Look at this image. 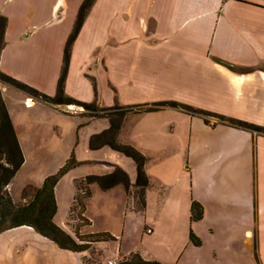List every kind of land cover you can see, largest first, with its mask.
<instances>
[{
  "label": "crops",
  "instance_id": "0c3cea01",
  "mask_svg": "<svg viewBox=\"0 0 264 264\" xmlns=\"http://www.w3.org/2000/svg\"><path fill=\"white\" fill-rule=\"evenodd\" d=\"M83 1L0 0V72L54 97ZM7 89L17 91L0 88L2 100ZM18 92L28 105L39 102ZM64 93L82 103L96 101L100 108L176 102L264 128V0H95L70 46ZM174 111L161 108L124 118L116 140L148 157L149 185L142 209L122 185L106 191L89 186L83 217L90 224L79 235L108 233L114 238L93 245L108 255L101 253V263L91 264H105L117 253L160 264H241L244 255L264 264V136ZM143 115L165 130L171 125L181 138H162L160 129L151 149L139 145L132 132L150 131L142 124ZM133 120L138 122L128 130ZM126 172L133 190L136 166ZM114 201L119 212L113 216ZM192 203L202 207L197 222L191 221ZM152 204V227L144 226L134 244L126 245L127 236H133L129 215L140 217ZM92 206L95 216L106 215L114 229L98 227L94 215L88 216ZM190 233L199 246L191 243ZM69 235L76 240L72 231ZM62 252L67 254L57 264H85L90 258L89 252ZM41 254L42 264H48Z\"/></svg>",
  "mask_w": 264,
  "mask_h": 264
},
{
  "label": "rangeland",
  "instance_id": "374dc122",
  "mask_svg": "<svg viewBox=\"0 0 264 264\" xmlns=\"http://www.w3.org/2000/svg\"><path fill=\"white\" fill-rule=\"evenodd\" d=\"M2 87H4V85H0V88ZM3 101H5L10 109L11 119L16 126L24 151L22 165L10 182L9 194L11 199L14 203H19L22 199V192L27 186L41 184L46 177L54 175L58 169L73 156L81 165L73 173H69L63 177L58 183L55 192L57 202L55 224L68 234L71 233V231L74 234L75 230H77L79 234V228L86 227L89 223L87 219L79 218L80 213L78 209H76L75 213L72 215V220L74 221H72V225H70V227L66 225L69 208L75 193V179L92 175H109L115 168H119L124 172L129 168H133L135 171V165L132 160L125 158L121 154L114 153L108 146H104L97 151L90 149L91 138L94 135L105 132L110 127V119L104 117L91 118L89 117L90 113L85 112L83 108L78 106H60L65 112L81 114L79 116H74L65 115L55 108L40 102L28 105L23 94L10 89L3 91ZM97 105L99 104L97 103ZM119 106L126 107L123 105ZM170 109L176 110L174 111L176 113L180 112L186 114L188 117H199L204 120V117L185 112L181 109ZM98 112L101 114V110ZM149 113L154 112H146L145 114ZM143 116H145L146 119H142V124L148 125L149 127L145 128H149L150 131L132 132V137L139 141L137 142L139 145H146L143 147L151 149V144L154 142L155 130L160 129L161 131L159 132L162 138L172 137V139L175 140L181 138L178 131L174 130V132H172L171 125L165 130L161 128L159 123L155 122L151 116ZM206 119L210 124L218 122L216 118L207 117ZM137 122V120L130 122L128 130L130 128L133 129ZM137 128H135V130ZM140 133L142 136H139ZM74 176L76 177L73 179ZM128 195H130V198L134 197L137 201L138 209H142L140 204V192L133 189L130 190ZM114 205L115 208L110 213V215L113 216L119 212L116 201H114ZM112 206L111 204L110 208ZM153 214L154 208L152 204L147 206L145 212H143L140 217H138V214L131 213L129 215L127 223L128 231H132L133 236H127L126 245L131 246L134 244L136 240L135 236L144 226L152 227L154 220ZM91 215H94L92 217L97 224L99 223L98 227L104 226L108 229H114L115 226H111L112 222L108 220L106 215L95 216L94 206L88 211V216L90 217ZM145 218L147 224L144 223L143 225V219ZM70 228L72 230H70ZM85 235H89V233L86 232L82 236ZM40 238L41 237L36 235L34 231L27 228H18L0 234V264H42V261L39 259V256L42 255L41 253L44 254V258L47 261L46 263L57 264L60 260L59 256L67 254L62 251L59 252L57 247L53 244ZM111 245L114 247V244ZM55 252L59 253L55 254ZM89 253L90 258L84 261L85 264L94 263V260L101 263V257L99 256H101V253L104 254L105 252H97L96 249L92 247ZM107 255L108 254L105 253L104 257H107ZM130 256L117 253L104 260V263L106 264L108 260L115 258L117 264H120V262L130 258ZM240 262L241 264H261L259 259L254 256L249 258L245 255L242 256Z\"/></svg>",
  "mask_w": 264,
  "mask_h": 264
},
{
  "label": "trees",
  "instance_id": "16d2710c",
  "mask_svg": "<svg viewBox=\"0 0 264 264\" xmlns=\"http://www.w3.org/2000/svg\"><path fill=\"white\" fill-rule=\"evenodd\" d=\"M94 2L95 0H84L82 5L80 6L74 28L64 50L63 67L57 83L56 94L54 97H48L41 92L23 83H20L9 76L4 75L1 72L0 85L11 87L34 98L41 103H45L50 106L74 105L81 107L85 112L90 113L89 117L91 118H109V129L101 134L94 135L91 138L90 149L97 150L104 146H108L111 150L122 154L123 156L131 159L134 162L136 166V180L133 188L140 192V203L142 206L144 205L143 193L149 185V179L145 172V165L148 162V157L143 155L140 151L130 146L129 144H120L116 140L123 124V120L127 115L155 112L159 111L161 108H177L185 112L204 117V121L206 123H208V120L206 118L212 117L216 118L219 124L229 125L236 129L245 130L256 133L257 135L264 136V128H261L259 126L249 124L240 120L226 118L217 114L196 110L189 106L176 102L155 103L150 105V107L148 108L146 107V105L122 107L115 104L113 107L100 109L96 104V101L87 104L76 101L66 96L64 93V81L67 74L70 46L77 33L79 32L84 19ZM3 25L4 19L0 17V50L3 45ZM223 65L229 67L227 64ZM99 110H101V114H99ZM22 162L23 156L18 145L7 109L2 100L0 91V234L21 227H27L32 229L40 237L50 241L59 250L71 253L89 252V250L96 243L114 241V238L108 233L79 236L77 230H75L74 232L76 237L75 240L55 224L54 219L57 213L55 188L59 181L67 173L81 165L75 160L73 156H71L69 160L60 169H58V171L54 175L46 177L39 188L27 186L22 192L21 202L14 203L9 194L8 186L14 175L22 165ZM91 184H97L98 187L103 191L109 190L117 185H122L125 191L129 193V189L131 188L128 175L119 168H115L114 171L109 175L88 176L82 180L76 181V192L67 218V226L70 227V225H72V215L75 213L76 209H78V212L80 213L79 218L85 219L83 217L85 211V202L86 199L90 197L89 186ZM202 212L203 211L201 205L192 203L190 209L191 221H199L202 217ZM190 241L194 246L200 245V241L192 233H190ZM120 264L160 263L146 261L138 254H132L130 258L124 259L122 262H120Z\"/></svg>",
  "mask_w": 264,
  "mask_h": 264
},
{
  "label": "built area",
  "instance_id": "2783aa9c",
  "mask_svg": "<svg viewBox=\"0 0 264 264\" xmlns=\"http://www.w3.org/2000/svg\"><path fill=\"white\" fill-rule=\"evenodd\" d=\"M145 233H146V234H151L152 231H151L150 229H146V230H145ZM127 255L130 256L131 254H127ZM106 264H117V260H116L115 258H112V259L108 260V261L106 262Z\"/></svg>",
  "mask_w": 264,
  "mask_h": 264
}]
</instances>
